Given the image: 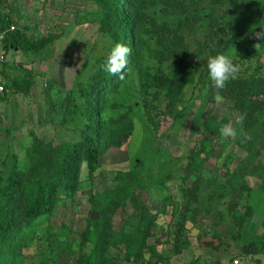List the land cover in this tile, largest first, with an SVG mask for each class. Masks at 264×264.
Masks as SVG:
<instances>
[{
  "label": "trees",
  "instance_id": "1",
  "mask_svg": "<svg viewBox=\"0 0 264 264\" xmlns=\"http://www.w3.org/2000/svg\"><path fill=\"white\" fill-rule=\"evenodd\" d=\"M85 2L86 7L74 11L75 23L94 28L97 39L103 43L102 49L92 59L90 71L78 83L77 89L65 93V102L62 101L58 107L61 110L66 108L65 113L79 107L76 114L80 116V123L70 139H63L59 135L56 140L46 139L30 129L25 162L16 159L6 176L3 171L0 172V264H56L50 253L60 255L65 250L75 256V264H171L173 256L181 255L189 247L190 242L185 236L186 222L194 220L191 212H195L194 201L189 197L196 199L198 179L184 188V210L178 201L168 195L153 212L136 194L137 188L148 189L136 162L127 169L110 170L113 185L88 195L90 213L96 211L98 214L96 219L88 215V224L78 233L79 240L74 248L71 249L73 242L69 237L72 231L66 226L62 229L65 237L60 232L53 242H48L50 237H47V233L42 236L47 242L32 255V262H27L24 250L35 246L33 239L40 227L36 220L52 213L60 200L59 194L63 192L66 198L73 197L82 182L84 171L86 180H91L102 165L101 156L109 149L121 148L127 143L135 130L136 110L142 109L148 123L154 130H159L163 119L175 118L179 111L177 106L181 103L180 95L190 85L193 90L194 86L200 88L203 103H213L218 94L232 101L233 107L242 114L235 141L243 144L252 154L250 173L264 178V164L254 161L260 149L264 148V143L256 147L250 133L258 122L264 123L263 69L255 64L248 71L249 68H242V65L250 58L230 55L239 65V73L221 90L211 86L206 71L209 55L219 52L226 54L228 47L221 38L226 22L231 18L230 8L235 6L239 10L243 5L248 7L250 0ZM1 5L0 0V27L8 28L13 21ZM242 21L247 28L253 26L250 40L255 38L259 28H264V20L258 25V17L243 14L236 20V30H245ZM23 28H14L7 33L4 39L6 49L17 48L26 55L39 53L58 38L57 34L50 33L31 39L25 32L26 25ZM201 28L204 33L200 31ZM195 34L203 36L198 38ZM189 36L195 38L194 48L188 41ZM113 42L123 43L130 49L127 68L122 74L114 75L102 70ZM24 71L21 76L4 78V93L5 89L24 95L30 92L34 82L32 70ZM160 102L163 103L161 108ZM223 124H230L228 115H216L210 108L201 110L199 127L203 135L212 134L225 139L219 132ZM206 142V139H202L197 149H191L183 180L200 172V158L206 149ZM128 204L138 214V222L129 233L123 229L116 230L112 219L119 208ZM253 213V206L247 205L244 211L234 214L239 236ZM161 215H169L172 224L157 236L152 228ZM153 236L154 242L149 243L148 239ZM262 237L257 236L241 245V252L247 256L264 254ZM212 238H217L218 242L214 243ZM205 239L199 240L203 248L215 255L220 253L223 244L227 245L219 233ZM157 244L167 248L168 255L157 251ZM221 261L220 258L217 264H224Z\"/></svg>",
  "mask_w": 264,
  "mask_h": 264
},
{
  "label": "rangeland",
  "instance_id": "2",
  "mask_svg": "<svg viewBox=\"0 0 264 264\" xmlns=\"http://www.w3.org/2000/svg\"><path fill=\"white\" fill-rule=\"evenodd\" d=\"M1 3L3 11L11 16L15 28L24 29L26 25L25 32L31 39L50 33L58 35L57 39L39 53L26 55L17 48L6 49L5 77L21 76L25 73L24 69H31L34 81L27 95L6 89V93L9 92L6 103L0 106L3 112L0 114V138L3 139L1 145L9 147L7 151L13 162L17 159L24 163L25 148L30 143V129L46 139L56 140L57 135L63 139L71 138L73 130L80 123V116L76 114L79 107L65 113L66 108L59 109V104L65 102V93L76 90L78 83L89 73L92 59L102 49L103 43L97 39L94 28L75 23L74 11L76 8L86 7L85 0H1ZM262 6L264 0H250L248 7L243 5L239 10L235 6L230 8L231 18L226 22L221 41L228 47L227 55L250 58L242 68H249L250 71L258 64L263 69L261 74H264V37L254 35L255 38L250 40L253 26L247 28L243 21L245 30L234 28L236 20L243 14L246 17H258L259 25L264 20ZM200 31L205 32L203 28ZM260 31H264V28L257 30ZM195 36L201 38L203 34ZM188 41L194 48L195 38L189 36ZM2 48L0 44V52ZM199 89L194 86L193 90L192 85L185 88L180 95L177 115L172 119H163L159 130H154L148 123L142 109L135 111V130L127 143L121 148L105 152L100 158L102 165L91 180H86L84 171L82 182L74 196L66 198L63 192L60 193V200L52 213L36 220L40 227L33 239L35 246L24 250L27 262H32V255L47 242L42 239L44 234L47 233V237H50L48 242H53L55 235L63 233L62 229L66 226L72 231L69 237L73 242L71 249L74 248L79 240L78 233L88 224V195L113 185L110 170L127 169L136 162L139 163L137 168L148 187L147 191L137 188L136 194L153 212L164 203V198L168 195L178 201L184 210V188L198 179L197 197H189L194 201L195 208V212H191L194 220L186 222L185 236L190 242L189 247L181 255L173 256L171 264H212L218 257L224 264H233L234 259L238 260L237 264H264V254L247 256L240 250L241 245L257 236L263 235L262 239L264 238V178L250 173L252 154L247 152L243 144L235 141V135L221 139L212 134L203 135L199 127L203 108H210L219 116L228 115L235 133L240 129L242 114L233 107L232 101L224 98L219 102L215 99L213 103H203ZM159 105L161 108L163 103L160 102ZM250 133L256 141L255 146L260 147L264 143V123L258 122L250 129ZM202 139L207 142L200 158L201 170L183 180L189 153L191 149H197ZM256 160L264 164V148L260 149L254 161ZM247 205L253 206L254 213L239 236L234 214L244 211ZM112 219L116 230L123 229L129 233L138 222V214L128 204L119 208ZM171 224L169 215H161L152 232L158 236L163 230L170 228ZM215 233H219L227 244L221 246L218 255L205 250L199 241L203 237L207 240ZM61 236L65 237V234ZM154 236L148 239L149 243L154 242ZM212 240L214 243L218 242L217 238ZM166 249L162 244H157V251L168 255ZM50 254L54 256L56 264H75V256L67 250L60 255L57 252Z\"/></svg>",
  "mask_w": 264,
  "mask_h": 264
},
{
  "label": "clouds",
  "instance_id": "3",
  "mask_svg": "<svg viewBox=\"0 0 264 264\" xmlns=\"http://www.w3.org/2000/svg\"><path fill=\"white\" fill-rule=\"evenodd\" d=\"M255 35L264 37V31L257 32ZM129 52L130 49L125 44L113 42L102 64V70L114 75L122 74L127 68ZM206 71L211 86L221 90L225 88L227 82L236 78L239 73V65L234 63L232 56L219 52L207 57ZM215 99L219 102L223 97L218 94ZM235 131L231 124H223L219 128L220 134L225 137L235 135Z\"/></svg>",
  "mask_w": 264,
  "mask_h": 264
},
{
  "label": "crops",
  "instance_id": "4",
  "mask_svg": "<svg viewBox=\"0 0 264 264\" xmlns=\"http://www.w3.org/2000/svg\"><path fill=\"white\" fill-rule=\"evenodd\" d=\"M2 46H3L2 53L4 55V59L5 60L0 62V85H3V80L5 78L4 65H5V62L7 61V50L5 48V44L3 43ZM3 90H4V88H3ZM3 90L0 91V106H4V103H6V99H7V96L9 94V92L6 93V89H5V93L3 92ZM0 112H1L0 114H3L1 109H0ZM1 125L4 126L3 124H1ZM2 140L3 139L0 138V172L3 171L4 172V176H6V174L10 170V166H11V164L13 162V159L11 158V154H9V152L7 151L9 149V147H5V146L1 145ZM219 259H220V257L216 258V260H214L212 264H217V261Z\"/></svg>",
  "mask_w": 264,
  "mask_h": 264
},
{
  "label": "built area",
  "instance_id": "5",
  "mask_svg": "<svg viewBox=\"0 0 264 264\" xmlns=\"http://www.w3.org/2000/svg\"><path fill=\"white\" fill-rule=\"evenodd\" d=\"M15 28V26L13 24L9 25L8 28H1L0 27V44L4 43V39L7 35L8 32L12 31ZM4 60V55L2 53V51L0 52V62H2ZM3 89V85H0V91ZM238 260L234 259L233 260V264H237Z\"/></svg>",
  "mask_w": 264,
  "mask_h": 264
},
{
  "label": "water",
  "instance_id": "6",
  "mask_svg": "<svg viewBox=\"0 0 264 264\" xmlns=\"http://www.w3.org/2000/svg\"><path fill=\"white\" fill-rule=\"evenodd\" d=\"M90 216H91L92 219H95L96 216H97V212L96 211L91 212Z\"/></svg>",
  "mask_w": 264,
  "mask_h": 264
}]
</instances>
